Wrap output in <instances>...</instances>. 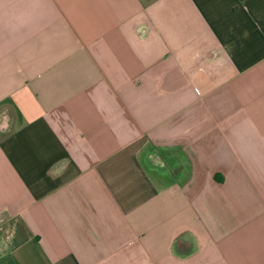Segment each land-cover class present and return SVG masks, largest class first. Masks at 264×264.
I'll return each instance as SVG.
<instances>
[{"label": "crops", "instance_id": "1", "mask_svg": "<svg viewBox=\"0 0 264 264\" xmlns=\"http://www.w3.org/2000/svg\"><path fill=\"white\" fill-rule=\"evenodd\" d=\"M0 264H264V0H0Z\"/></svg>", "mask_w": 264, "mask_h": 264}]
</instances>
